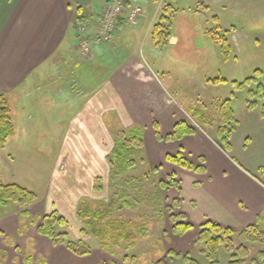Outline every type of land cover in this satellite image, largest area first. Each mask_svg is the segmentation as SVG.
Listing matches in <instances>:
<instances>
[{
    "label": "rangeland",
    "instance_id": "374dc122",
    "mask_svg": "<svg viewBox=\"0 0 264 264\" xmlns=\"http://www.w3.org/2000/svg\"><path fill=\"white\" fill-rule=\"evenodd\" d=\"M171 2L174 6L164 3L163 13L158 16L154 25L149 26L148 33L146 27L142 32L136 30L140 26L141 17L138 18V25L126 23L119 28L116 33H120V39L115 42L114 48L108 49L105 61L99 59L95 62L78 53L86 64L82 65L85 69L78 68L80 75L74 76L75 79L68 73L76 60L75 56L72 60L56 59L52 64L55 70L47 72L38 82L40 89L42 88L40 94L52 98L59 86L71 83L73 87L79 85L77 90L82 91L76 92L80 96L86 87L92 88L102 83V69L97 63H105L106 77L107 67L121 66L120 59L124 56L128 58L132 53L142 63V69L137 71L135 77L141 78L146 86L162 87L158 88V92L160 90L165 105L173 111L177 120L186 121L216 141L220 120L219 106L230 98L240 122L239 131L243 134L250 131L252 124L255 123L256 126L257 123L253 116H262L264 105V94L262 91L258 92L259 85L264 84V0ZM165 14L170 16L171 24L166 19L162 21L165 26L164 35L170 36L166 43L157 45L153 40V32ZM174 37L177 38L176 42ZM224 39L229 45L228 53L225 52ZM74 80L77 82L74 83ZM236 84L243 87L240 89ZM70 91L73 92L71 88H67L66 98ZM148 95V117L152 118L156 110L154 104L159 102V96L154 90L149 91ZM251 104H256V108H251ZM198 111L214 123L204 124ZM22 115L26 117L23 112ZM31 116L23 119L18 116L15 135L8 139L4 147H0L3 181L20 184L37 196L31 204L24 207L14 202L0 206V214H13L8 223L11 224V231L14 230V235L9 238L11 240L4 243L10 250L6 251L4 247L0 249V264H76L74 261H65L66 256L61 257L59 252L60 249L65 250L74 258L78 254L70 250L68 244L78 245L80 242L86 243L91 248V253L85 255L90 257L79 258L77 264H264V218L259 219L257 224L256 229L263 233L258 239L252 234L239 232L229 236V245L222 246L217 262H211L204 244L196 242V233H193L195 230L187 232L188 237L178 234L174 224L183 220V217H177L180 211L174 209L172 196L175 186L167 179L171 173L159 165L149 164L144 148L133 156L136 166L122 175H115V169L112 170L110 166L108 178L103 169L95 172L93 188H88V192L84 190L87 195L73 204L75 191L70 188L73 180L66 178L58 181L53 176L63 135L43 131L41 125H47V122L39 120L36 113ZM49 124L52 126V122ZM116 135L114 134L115 137ZM59 164L66 165L65 161ZM69 171H72L70 167L67 168V173ZM162 180L166 182L160 184ZM98 184L99 191H94ZM52 194L57 207L46 199ZM111 202L118 206L114 218L146 222L149 236L139 238L131 247L122 242L119 247L111 246L114 252L105 249L103 241L86 229L85 220L79 217V212L101 209ZM24 210L29 211L30 216L23 215ZM54 211L69 221V227L58 229L68 234L60 237L61 241L57 244L38 230L43 216ZM103 226L105 228V223ZM37 232L60 246L56 253L59 257L49 255L48 250L47 254L46 245L50 246V242L36 239ZM26 234L30 243L29 240L26 243L23 241ZM190 235L194 238L193 241H189Z\"/></svg>",
    "mask_w": 264,
    "mask_h": 264
},
{
    "label": "crops",
    "instance_id": "0c3cea01",
    "mask_svg": "<svg viewBox=\"0 0 264 264\" xmlns=\"http://www.w3.org/2000/svg\"><path fill=\"white\" fill-rule=\"evenodd\" d=\"M107 1L0 0V93H5L10 100L14 124L18 122V116L23 119L36 113L39 120L47 122V125H41L43 131L63 135L53 176L58 181L66 178L73 180L70 184V188L75 191L73 204L87 195L85 193L88 188H93L96 179L94 174L99 169H103L108 178V156L114 145V134L125 127L144 125L143 148L149 164L159 165L181 180L180 189L171 188L175 190L172 197L174 209L180 211L187 222L199 227L211 220L235 231L257 223L264 215L263 115L255 114L253 119H257L256 126L252 124L250 131L244 134L239 131V125L231 139V152L222 149L217 141L199 130L181 139L167 140L166 136L173 132L179 120L165 105V99L160 96V90L158 92L159 86H146L141 78L135 77L137 71L142 69V63L132 53L128 58L124 56L120 59L121 66L107 67L106 77L105 63H97L102 69V83L96 87H86L80 96L77 95L78 91H82L77 90L79 85L73 87L71 83L59 86L52 98L40 94L42 88L38 82L47 72L55 70L52 64L56 59L72 60L75 56L76 60L68 70L73 79L80 75L79 67L80 70L85 69L82 66L86 64L85 60L81 55L78 56L80 31L76 20L84 15L86 24L81 26L85 27L88 37L93 38L102 28V13ZM130 2V6L141 4L144 7L140 26L136 30L142 32L146 27L147 33L149 26L154 25L163 13L164 3L174 6L171 0ZM136 23L139 24L138 20ZM123 24L121 21L119 28ZM119 34L115 33L107 44L93 46L88 58L95 62L99 59L105 61L106 52L116 46ZM173 40L176 42L177 38ZM67 88L73 90L68 98ZM151 90L159 96V102L154 104L156 110L152 118L148 117V94ZM179 151L184 152L195 164H203L205 171L188 170L167 160L169 154H177ZM63 161L66 165L60 166L59 163ZM66 166L72 171L67 173ZM0 172L2 175L1 169ZM53 198L52 194L46 199L56 206ZM59 209L65 212L61 207ZM12 216V213L0 214V249L4 247L6 251L10 248L4 243L9 242V238L14 235L8 223ZM16 219L18 221L17 216ZM190 236L189 241H193L194 238ZM36 239L49 241L50 246L46 245V252L48 250L50 254H47L58 256L56 253L60 246L38 232ZM28 240L26 234L23 241L26 243ZM64 251L60 249L61 257L66 256L65 261H74L76 264L79 258L90 257L75 255L71 258L69 252Z\"/></svg>",
    "mask_w": 264,
    "mask_h": 264
},
{
    "label": "trees",
    "instance_id": "16d2710c",
    "mask_svg": "<svg viewBox=\"0 0 264 264\" xmlns=\"http://www.w3.org/2000/svg\"><path fill=\"white\" fill-rule=\"evenodd\" d=\"M127 4L128 6L131 5L130 0H128ZM164 20L167 21L169 25L171 24L170 16L165 14L161 19V22L155 26L153 40L157 45L166 43L170 36V34H165L166 36L164 35L165 26L162 24V21ZM76 21L78 28L81 25L86 24L84 15L79 16ZM120 25L121 22L119 23V27ZM79 38L80 34H78V40ZM224 41H226L225 52L228 53L229 45L226 39H224ZM236 86L240 89L243 87L241 84H236ZM260 91L264 94V84L259 85L258 92ZM232 105L230 98L220 104V120L216 132L217 144L227 152L232 151L231 139L233 133L240 125V122L236 117L235 109ZM255 106L256 104L250 105V107L254 109L256 108ZM261 111L264 116V105ZM197 114H199L200 119L205 122L204 124L212 125L214 123L213 120H207L205 115L201 114V112L198 111ZM144 130V126L135 125L118 131L115 137V144L108 156V162L111 169H115V175L116 173L122 175L130 168L136 166L133 156L139 154L144 147ZM195 131L196 129L186 121H179L176 123L173 132L167 135L165 139H181L183 136L192 134ZM15 132L16 130L10 100L5 93H0V147H4L8 139L15 135ZM167 160L188 170L205 171L206 169L203 164H195L182 151L173 155L169 154ZM155 170L157 171V169ZM167 179L171 184L180 189V181L176 180L175 174H171ZM164 182L166 181L162 180L160 184ZM99 186L100 184L97 185V189H99ZM36 198V193L28 188L16 183L4 182L0 172V206H5L9 202H14L24 207L31 204ZM117 208L118 206L116 203L111 202L107 207L105 206L101 209H96L94 211L82 210L79 212V217L85 220L86 229L90 230L95 237L101 239L103 241V247L112 252L114 251L111 249V246L119 247L122 242H125L131 247L135 245L136 240L139 238L144 239L149 236V229L146 226V222L137 223L125 221L121 218H114L113 216ZM22 213L23 215L30 216V213L27 210H24ZM178 216L183 217V220L176 221L174 229H176L177 233L180 235H185L190 230H195L196 242L198 241L204 244L205 252L211 262H217L222 246L229 245L227 243L229 236L239 232L241 234H252L255 239H258L260 234H263L256 229L259 220L257 223L248 226L244 230L235 231L232 228L224 227L211 220H208L199 227H195L192 223L186 221L183 214H177V217ZM261 218H264V215ZM104 223L105 228H103ZM67 227H69V221L66 217L54 211L43 216L42 223L38 226V230L41 234L51 238L53 242L57 244L61 241L60 237H66L68 234L60 232L58 229ZM68 247L78 255L85 256L91 253V248L86 243L80 242L78 245L69 243Z\"/></svg>",
    "mask_w": 264,
    "mask_h": 264
},
{
    "label": "built area",
    "instance_id": "2783aa9c",
    "mask_svg": "<svg viewBox=\"0 0 264 264\" xmlns=\"http://www.w3.org/2000/svg\"><path fill=\"white\" fill-rule=\"evenodd\" d=\"M128 0H108L103 8L102 28L93 38L88 37L85 27L79 28L81 36L79 39V49L83 56H90L93 46L104 45L109 42L114 33L118 30V25L123 17L127 23L135 24L143 13V7L140 5L127 4Z\"/></svg>",
    "mask_w": 264,
    "mask_h": 264
}]
</instances>
